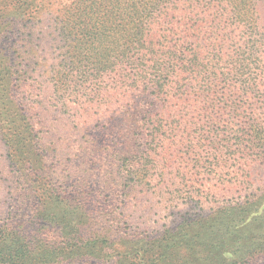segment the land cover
Instances as JSON below:
<instances>
[{
  "label": "trees",
  "instance_id": "trees-1",
  "mask_svg": "<svg viewBox=\"0 0 264 264\" xmlns=\"http://www.w3.org/2000/svg\"><path fill=\"white\" fill-rule=\"evenodd\" d=\"M258 8L0 0V135L12 168L0 264H212L215 252L226 255L221 264H242L264 255V194L159 231L135 222L150 189L194 190L206 172L249 187L250 165L264 163ZM35 58H60L50 83L56 104L73 111L63 124L57 107L30 99Z\"/></svg>",
  "mask_w": 264,
  "mask_h": 264
},
{
  "label": "rangeland",
  "instance_id": "rangeland-1",
  "mask_svg": "<svg viewBox=\"0 0 264 264\" xmlns=\"http://www.w3.org/2000/svg\"><path fill=\"white\" fill-rule=\"evenodd\" d=\"M262 15L261 29L264 30V0H259V8ZM260 15V16H261ZM43 25V24H42ZM41 25V27H42ZM40 64L36 65L33 77L35 80L31 82L29 88V96L31 100H37L44 107H57L58 111H53L52 116L63 124L66 121L59 117L68 116L69 111L66 108H61V105L56 104L55 96L51 89V66L56 65L60 58H35ZM153 173H157V168ZM12 168L6 158V146L0 135V221L4 216V212L9 203L10 196L9 180L11 179ZM167 176H169L167 174ZM231 175H225L229 178ZM221 175L215 172H206L201 179L203 185L195 188L175 190V187L170 186V189L158 188L157 190H148L142 197L140 213L135 216V222L141 230L145 228H154L157 231L175 225L183 218L194 219L202 215H210L214 213L222 204H230L236 202L245 195L264 194V163L254 162L250 165L249 180L251 184H238L234 178L231 182L222 181ZM171 185V184H170ZM177 188V187H176ZM147 199V201L143 200ZM263 201H259L261 204ZM172 212V213H171ZM176 214V215H175ZM214 221V220H213ZM216 223V222H214ZM221 257L224 259L226 255L221 252L213 253L209 258L214 260L212 264H221ZM242 264H264V255H260L250 262Z\"/></svg>",
  "mask_w": 264,
  "mask_h": 264
}]
</instances>
